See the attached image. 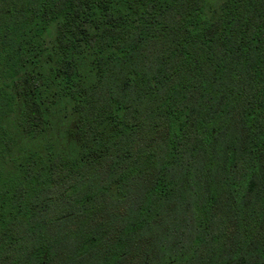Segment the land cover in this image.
<instances>
[{
	"label": "trees",
	"instance_id": "1",
	"mask_svg": "<svg viewBox=\"0 0 264 264\" xmlns=\"http://www.w3.org/2000/svg\"><path fill=\"white\" fill-rule=\"evenodd\" d=\"M0 264H264V0H0Z\"/></svg>",
	"mask_w": 264,
	"mask_h": 264
}]
</instances>
